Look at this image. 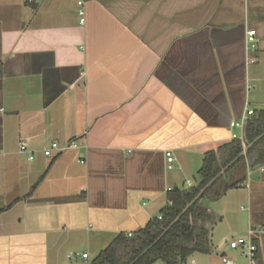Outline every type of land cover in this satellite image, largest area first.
Returning <instances> with one entry per match:
<instances>
[{
  "label": "crops",
  "instance_id": "obj_1",
  "mask_svg": "<svg viewBox=\"0 0 264 264\" xmlns=\"http://www.w3.org/2000/svg\"><path fill=\"white\" fill-rule=\"evenodd\" d=\"M76 1L0 0V264H66V246L70 264H91L86 248L100 253L160 217L178 188L174 153L244 140L246 124L233 126L264 106V0H89L84 25ZM73 139L77 149L43 155ZM246 160L245 183L218 199L223 214L206 206L229 225L212 226V250L195 264H249L228 246L249 227L262 230L264 264V164Z\"/></svg>",
  "mask_w": 264,
  "mask_h": 264
},
{
  "label": "trees",
  "instance_id": "obj_2",
  "mask_svg": "<svg viewBox=\"0 0 264 264\" xmlns=\"http://www.w3.org/2000/svg\"><path fill=\"white\" fill-rule=\"evenodd\" d=\"M245 128L244 140L234 138L205 153L202 166L197 172V186L169 191L168 204L160 211L161 220L158 217L152 218L145 227L136 230L131 236L125 233L118 234L91 264H155L157 261H163L165 264H180L188 261L196 253H210L211 229L219 218L203 204L202 200L221 198L225 193L221 183L226 181L230 188L244 184L248 169L247 156L255 155L257 163L264 164V136H262L264 109L254 111ZM245 142L247 145L252 144V147L246 156L240 157ZM233 161L235 162L225 174L206 190L176 224L171 226L185 207Z\"/></svg>",
  "mask_w": 264,
  "mask_h": 264
},
{
  "label": "built area",
  "instance_id": "obj_3",
  "mask_svg": "<svg viewBox=\"0 0 264 264\" xmlns=\"http://www.w3.org/2000/svg\"><path fill=\"white\" fill-rule=\"evenodd\" d=\"M27 3H36L37 0H26ZM89 2V0H77V13L80 17V23L84 25L86 23V4ZM256 32L254 30H248L246 33V45H247V53L250 55V53H253L256 51L257 46L255 42ZM249 63H255L256 58L248 57ZM253 115L252 110L246 111L245 115L237 123L238 127L243 128L245 124L247 123L248 119ZM79 147V143L76 139H73L71 141H68L66 143H59V142H51L49 146L43 149V155L46 157H51L53 155H59L62 153H65L67 151L77 149ZM19 149L21 153H27L29 155L28 159L33 160L35 158L34 152L29 149L28 143L26 140L20 141ZM168 156V163L169 168H172L173 165L171 164L173 162L172 153L169 151L167 152ZM81 163H84V161H81ZM190 185V183L188 182ZM162 217H159V220H161ZM262 233L261 229L255 228V227H249L247 236H236L228 241V246L232 250L240 251L242 257L246 258L249 264H256L257 263V254H258V247L256 243L254 242V237L257 234ZM131 236V234H129ZM81 256L83 259H88L89 255L87 253H83L82 255L75 254L73 257ZM180 264H195L194 259H189L188 261L181 262ZM219 264H238L236 259L229 258V257H223L221 263Z\"/></svg>",
  "mask_w": 264,
  "mask_h": 264
},
{
  "label": "rangeland",
  "instance_id": "obj_4",
  "mask_svg": "<svg viewBox=\"0 0 264 264\" xmlns=\"http://www.w3.org/2000/svg\"><path fill=\"white\" fill-rule=\"evenodd\" d=\"M264 85V83L262 84ZM263 87V86H262ZM261 99L264 100V89L261 91ZM262 109L264 108V106H255V105H251L249 106V109ZM233 129L238 132L239 131V127H236L235 125L233 126ZM246 148L245 143H244V149ZM196 152L193 153H188L186 156H184L183 158H179L178 155L179 153H174V157L176 158V163L174 164V168L168 170V172L170 174H172V176L174 177V179L176 180L177 184L176 186L181 189H189L192 186L197 185L198 183V175L197 172L198 170L201 168L202 166V161H203V153H202V148L199 149V152H197V150H194ZM191 183V186H187V182ZM242 197H233V199L235 200H239ZM225 199H221L218 201H211L208 198H204L202 200L203 204L205 206H208L209 209H211V211L215 214H217V216L222 215V210L223 208H225V204H224ZM239 212L237 213V218H244V216L246 215L247 211L242 209V203H239ZM227 205V204H226ZM243 207L247 208L246 204H243ZM157 217V216H155ZM228 222H229V215L227 214L225 217V220L222 223H217L213 225V233L214 234H221L223 232H227L228 230ZM236 230H242V227L240 226V224L238 225V228H236ZM249 228H246L245 233H240V231H237L238 236H247ZM212 232V231H211ZM98 246H91V248H86L90 254V259H94L99 253L98 251ZM102 248H106V247H102ZM80 250V254L83 252V249H79ZM72 249L70 247L65 248V250L62 252L61 254V258L62 261H64L66 264H70L71 263V259L72 258ZM195 257H202L200 254L196 253L194 255ZM229 258H233L232 255L227 256ZM78 264H81L80 259H77L76 261ZM156 264H163V261H157Z\"/></svg>",
  "mask_w": 264,
  "mask_h": 264
},
{
  "label": "water",
  "instance_id": "obj_5",
  "mask_svg": "<svg viewBox=\"0 0 264 264\" xmlns=\"http://www.w3.org/2000/svg\"><path fill=\"white\" fill-rule=\"evenodd\" d=\"M262 136H264V135H262ZM261 136V137H262ZM261 137H259V139L261 138ZM259 139H257V140H259ZM247 145V143L245 142V146ZM252 147V144H250V145H247L246 146V148L242 151V153L240 154V157H242V156H246L247 155V152H248V150L250 149ZM240 157H238V158H240ZM237 158V159H238ZM236 159V160H237ZM251 159V158H250ZM235 161H233L231 164H229L227 167H225L224 169H222V171L185 207V209L182 211V213L176 218V220L172 223V225L171 226H173L174 224H176L179 220H180V218L204 195V193L206 192V190L208 189V188H210L215 182H216V180L219 178V177H221V176H223L224 175V173L226 172V170L234 163ZM250 163V162H249ZM229 188V184H226L225 185V188H224V190L226 191L227 189ZM148 224V223H147ZM146 224V225H147ZM145 225V226H146ZM144 226V227H145Z\"/></svg>",
  "mask_w": 264,
  "mask_h": 264
}]
</instances>
